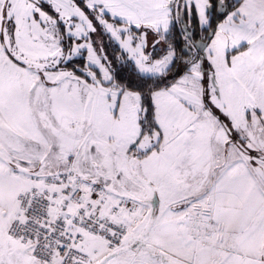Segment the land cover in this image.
I'll return each mask as SVG.
<instances>
[{"label": "snow or ice", "instance_id": "obj_1", "mask_svg": "<svg viewBox=\"0 0 264 264\" xmlns=\"http://www.w3.org/2000/svg\"><path fill=\"white\" fill-rule=\"evenodd\" d=\"M0 264H264V0H0Z\"/></svg>", "mask_w": 264, "mask_h": 264}]
</instances>
